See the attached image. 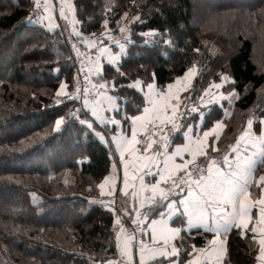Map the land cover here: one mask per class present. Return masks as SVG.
<instances>
[{
  "label": "trees",
  "instance_id": "16d2710c",
  "mask_svg": "<svg viewBox=\"0 0 264 264\" xmlns=\"http://www.w3.org/2000/svg\"><path fill=\"white\" fill-rule=\"evenodd\" d=\"M51 3L53 27L45 28L25 20L30 0H0V264H93L89 257L116 252L109 245L115 243L118 213L89 200L100 194L98 185L111 172V149L80 123L91 117L79 109V100L53 103L61 82L76 93L75 52L89 47L76 37L74 20L84 21L76 27L85 38L113 46L128 36L115 21L125 11L141 15L143 23H121L131 29L119 62L126 76L103 63L104 79L114 80L112 92L127 100L128 113H137L133 103H139L140 94L121 85L150 78L166 85L191 67L190 100L216 94L214 87L208 94L203 89L225 74L231 79L220 91L234 87L240 95L229 109L212 106L203 128L226 121L225 136L231 139L247 120L264 117V0H63L64 8L75 6L66 11L67 19L55 10L61 0ZM150 30L157 35L141 36ZM196 115L186 113L185 121ZM60 116L64 123L57 130ZM200 233L194 232L190 242L203 245L210 235ZM256 254L246 238L231 236L229 264H256Z\"/></svg>",
  "mask_w": 264,
  "mask_h": 264
},
{
  "label": "snow or ice",
  "instance_id": "6c2138e0",
  "mask_svg": "<svg viewBox=\"0 0 264 264\" xmlns=\"http://www.w3.org/2000/svg\"><path fill=\"white\" fill-rule=\"evenodd\" d=\"M30 10L26 14L25 20L32 23L44 25L45 28H52V9L51 0H30ZM74 9V5H70ZM111 11V9H109ZM61 17L67 19L66 11L61 0L59 10ZM91 19V18H90ZM122 21L128 23H143L140 14H129L125 11L121 19L115 21L121 33L128 34L124 43L115 41L119 45V53H114L106 47L101 48L102 53H108V63L114 65V71L119 76H126L121 71L119 57L126 54V43L130 39L131 29L127 26L121 27ZM73 31L76 37L90 47H96V41L91 37L85 38L83 32L77 30L76 25H82L84 21L74 20ZM105 31L111 38V29L108 28L109 19L102 21ZM60 27V25H55ZM95 35V34H91ZM157 35L155 30L142 32V37H154ZM149 43L150 40H145ZM165 43L170 41L165 40ZM75 47V45H73ZM199 51V49H197ZM88 56V53H84ZM95 67L90 68L89 72H94L103 80V83L92 84V88L97 89L95 96L99 99L94 102L87 98V90L83 97L79 94L77 84L76 93L70 94L67 91L68 84L61 82L53 98V103L59 105L64 100H83V107L90 109L91 116L99 120L105 127L112 124V135L106 137L102 133L95 132L94 122L84 118L80 123L91 130L103 142H114L118 159L112 162L113 171L103 177V182L98 187L103 190L108 186L107 195L113 197V202L109 205L111 212L118 213L115 216V223L119 228L115 236L114 247L116 252L113 257H89L93 264H135L133 258L132 244L135 236H121L125 232L122 216L127 214L131 225L135 226V231L147 234L150 230L151 239L137 241L139 252V264H229V241L231 236L246 238L250 246L258 247V264H264V172L255 181L254 170L257 152L253 151L250 156H245L247 145L253 148L259 147V157L261 164H264V117L256 121L255 131L253 119L247 121L248 130L244 131L235 144L230 146L236 155L233 159L228 154L223 155V163L227 170L221 168L216 157L209 155L212 152H220L215 142L220 139L218 130L224 127L221 120H215L207 127L202 129V135L195 134L191 124H181V118L186 113H198L202 119L204 112L199 107L185 105V111H181L180 93L188 92V86H182L181 80H190L195 73V68H188L184 76H178L166 85L150 80L142 81L134 79L129 85H121V88H131L139 92V103L143 104L142 109L137 104L135 110L140 114L128 115L127 111L121 115V108L117 101L118 96L109 95V91L115 90L117 85L114 80L104 79L105 71L100 59L94 62ZM59 73V68L54 69ZM151 76V74H150ZM87 75L85 79H87ZM231 77L223 75L219 83H210L208 88L203 89L205 94L209 89L215 88V96L208 94L207 103H217L219 100L239 99V92L233 87L227 92L220 91L225 82ZM235 81H233V84ZM111 85V87H109ZM146 89V91H145ZM200 100L204 101L205 96L201 95ZM223 107V105H221ZM110 112L112 115L104 116L101 113ZM227 115V110H225ZM119 117V119H117ZM64 123V117L60 116L55 120L57 130ZM130 129V136L125 130V125ZM184 131L185 143H177L173 151H169L172 143L170 135L179 131ZM143 133V138H139ZM256 133H259L257 135ZM87 135V133H85ZM159 136L160 139L155 137ZM211 139V143H210ZM241 141L245 148H240ZM139 145V147H138ZM185 154L190 158H185ZM199 157H204L207 167L203 163H197ZM180 158L182 162H177ZM122 165V178L118 174L117 166ZM163 165V167H161ZM194 173L197 178H194ZM146 177H152L154 182H146ZM159 177V179H156ZM118 180L122 184V191L125 196L130 187L137 188L138 191L132 192L133 201L140 198L139 208L143 209L147 202L148 207L143 213L136 208L128 209L126 206L118 209L114 193L117 192ZM255 181L258 194L254 197L250 191ZM150 191V196H143ZM257 209L254 213L253 209ZM135 212L133 216L132 213ZM156 216L158 218H152ZM177 226H170L169 221L173 220ZM150 220V223L148 221ZM203 229L204 233H212L211 239H207L202 246L197 247L191 243L192 230ZM202 235V234H201Z\"/></svg>",
  "mask_w": 264,
  "mask_h": 264
},
{
  "label": "crops",
  "instance_id": "0c3cea01",
  "mask_svg": "<svg viewBox=\"0 0 264 264\" xmlns=\"http://www.w3.org/2000/svg\"><path fill=\"white\" fill-rule=\"evenodd\" d=\"M41 1H44V0H41ZM60 6H61V4H60ZM60 6H59V4H56L55 5V10H57L59 12ZM65 9H66L65 11H67V12L70 11V7H66ZM117 40L120 41L121 43H124L125 42V39H123V38L122 39H116V40H114V44L115 45L112 46L111 43L105 44V43H102L101 40L96 41L97 42L96 43V46H98V49H99L98 55L100 53L99 59H100V61H101L102 64L104 62H108V53H102L100 51L101 48L102 47H106V48L110 49L114 53H119V51H120L119 45L115 43V41H117ZM88 48H90V46ZM126 49H127V43H126ZM98 55H97V57H98ZM123 55H121L119 57V62H120V60H121V58H122ZM94 67H95V65H93V68ZM182 76H184V75H182ZM193 78H194V74L191 76L190 80H188L187 78L184 79V80H181V85L182 86H185L186 85L191 90V87H192L191 84H192ZM138 80H141V79H138ZM94 81L96 83H99V84L101 83L100 81L97 82L95 79H94ZM153 81H155V80H153ZM172 81H170V82H172ZM132 82H133V80H130L129 81V84H131ZM110 86L111 85H109V87ZM190 90L188 92H183L182 91L179 94L180 97H181V111L182 112L185 111V108H184L185 105L189 106V108H190L191 105L195 102V100H190L191 99ZM145 91H146V89H145ZM212 94L213 93H211V95ZM109 95L118 96L115 93H113L112 91H109ZM213 96H215V94H213ZM122 99H123V101L121 102L120 97H119V100L117 101V103H119L120 108H121V115H123L124 112L127 111L126 110V104H125V100L126 99H124V98H122ZM126 102H127V100H126ZM200 102H201L200 109L203 107L202 110L204 112V117L202 119L199 117V114L198 113H197L196 117L193 118V120H189V121L188 120L185 121L186 117H185V115L183 116L184 117L183 118V124H191L193 126V128H194V135L195 134L202 135V131L201 130L202 129H204V130L207 129V128H203V124L205 122V117H206L205 114H207L211 110L212 106L217 105V106H220L221 107V105H223V103H226V106L223 105V107H225V109H229V107L233 105V102L232 101H222V100H219L217 103H207V96L206 95H205V100L204 101H200ZM137 104L138 103L134 102L133 103V106L136 107ZM139 107L142 109L143 104L142 103H139ZM84 112L89 113V115H90L91 119L93 120V122L96 123V126L95 127L97 129H95V132L102 133L106 137H110L112 135V129H113V125L112 124L109 123L105 127L104 125H102L99 122V120H97L96 118H93L91 116L90 109H84ZM101 113L104 116H110V115H112V113H110V112H103V109H101ZM127 113H128V111H127ZM230 113L228 115H230ZM135 114H140V112H137ZM128 115H132V114L128 113ZM117 119H119V117H117ZM251 119H253V128H252V131L254 132L255 131V128H256V121L258 119H260V118H258V119L251 118ZM221 121H223V120H221ZM223 123H224V127H222L221 129L218 130L220 139L215 142V145H216V147H218L220 149V152H212L211 149H209V155L216 157L218 163H220L221 168H224L225 170H227V166L223 163V155L224 154H228L230 159H233L235 157L236 153L231 151L230 146L236 143V141L239 139L240 135L244 131L248 130V124L246 123L245 128L239 134H237L235 137H232L231 139H228L227 136H225L226 135L225 134V131H226V128H227V123H226V121H223ZM124 127H125V130H126L127 134L130 136V129L128 128V125L126 124ZM186 130H187L186 128H183L182 127V130L180 129L179 131H177V134L174 136V138H173V135H170V139L173 138L174 141H172V139H171L172 143L170 145L169 151H173L174 148H175V145L177 143H185L186 142L185 137H184V131H186ZM256 134L259 135V133H256ZM155 138L156 139H160L159 136H156ZM211 142L212 141L210 139V143ZM103 143L106 144V145H108L110 147L113 160L114 159H118V151H116V145H115V143L114 142H111V143H105V142H103ZM240 148L242 150L245 148V144H244L243 141H241V143H240ZM247 149H248L247 151H244V155L245 156H250L253 151L257 152L256 157H254V160H255V170H254L253 175H254L255 181H258L259 175L261 174V172H264V164H261V160H260V157H259V147L253 148V146L251 144H248L247 145ZM185 158L187 159V158H190V157H188V155L185 154ZM177 162H182V161L180 160V158H177ZM197 163H203V165L205 166V168L207 167V163L205 162V158L204 157H199L197 159ZM161 167H163V165H161ZM117 170H118L119 176L122 178V174H123L122 165H118L117 166ZM112 171H113V169L111 168V172ZM156 179H159V177H156ZM255 181L253 182L252 188H250V191L253 192V196L254 197L258 194V190L256 188ZM146 182H154V180L152 179V177H146ZM136 184H137V188L136 189H133L132 187H130L129 190H128L127 196H125V194L122 191H119V189L122 188V184L118 180V183H117V192L114 193V196L116 194H119V197L120 198H119V201H118V205L121 208H123L125 206L128 209H130V210L133 209V208H136V209H139L143 213L148 207H151V205H149L146 202L145 203V207L143 209H141V208H139V203H140V198L141 197H138L135 201H133L132 192L139 190L138 189V181L136 182ZM107 192H108V186L106 185L105 186V189L103 190V194H102L101 189H100V191H99L100 194L98 196L97 195L95 196V200L98 201V202L101 201L102 203H104L105 205H107V207H109V205L113 202V197L108 196L107 195ZM150 195H151L150 191L145 192L143 194V196H150ZM256 211H257V209L254 208L253 209V212L255 213ZM118 214H119V212H118ZM132 215L134 216L135 215V212H133ZM126 216H127V214H126ZM152 218H158V217L153 216ZM175 220H176V217H173V220L172 221H169L170 226H173V227L174 226H177L176 224L173 223V221H175ZM122 221L124 222V219L123 218H122ZM148 223H150V220L148 221ZM114 227H115V236H116V233H117V231H119V228L117 227L116 223H115V226ZM124 228H125V224H124ZM194 232H197V230L196 229H193L192 230V236H194ZM199 232L204 233L202 228L199 229ZM207 234L210 235L208 239H211V237H212L213 234L212 233H207ZM121 236L122 237L125 236V232H122L121 233ZM150 239H151V233H150V230H149V232L147 234H145V240L146 241H150ZM191 243H193V242H191ZM200 246H202V245H197V247H200ZM132 251H133V258H134L135 264H139V252H138V249H135L132 246ZM258 255H259V252H258V247H257V254H256V257H255L256 258V260H255L256 264H258V261H257ZM148 264H150V262H148Z\"/></svg>",
  "mask_w": 264,
  "mask_h": 264
},
{
  "label": "built area",
  "instance_id": "2783aa9c",
  "mask_svg": "<svg viewBox=\"0 0 264 264\" xmlns=\"http://www.w3.org/2000/svg\"><path fill=\"white\" fill-rule=\"evenodd\" d=\"M41 2L43 3L44 1H41ZM98 51H99L98 46H96V47H90V48L83 50V51L75 52V67H76V75H77V84L79 85V94L81 95V97H83L85 94V90H87V98L92 102L99 99V97L95 96L97 89L92 88V84L98 85L99 83H96L93 80V78L89 72V63L96 60L97 55H98ZM84 53H88L89 55L85 56ZM86 75L88 77L87 79H85ZM78 100H79V104H80L79 109L84 110L85 108L83 107V100L82 99H78ZM193 105L196 106V104H194V103L191 106H193ZM183 118L184 117L181 118V121H180L181 124H182ZM175 133L176 132H173V133H171V135H173ZM139 138H141V139L143 138V133H141ZM138 147H139V145H138ZM194 178H197V174H195V173H194ZM119 198H120L119 194H116L114 203L116 204L118 209H121V207L118 205ZM122 218L124 219V222H125V229H126L125 235L135 236V239L133 240L132 246L135 249H138L136 246L137 241L140 239L145 240V234H142L140 232L135 231V226L130 224L126 214H124L122 216Z\"/></svg>",
  "mask_w": 264,
  "mask_h": 264
},
{
  "label": "rangeland",
  "instance_id": "374dc122",
  "mask_svg": "<svg viewBox=\"0 0 264 264\" xmlns=\"http://www.w3.org/2000/svg\"><path fill=\"white\" fill-rule=\"evenodd\" d=\"M206 41L209 42V45H210V48H211L212 51H214V50L216 51L217 50V46H216V44H214L215 43L214 41H212V40H206ZM194 104H196V106L198 107V106H200L201 102L199 100H195ZM95 196L96 195L89 196V200L96 201L95 200Z\"/></svg>",
  "mask_w": 264,
  "mask_h": 264
}]
</instances>
